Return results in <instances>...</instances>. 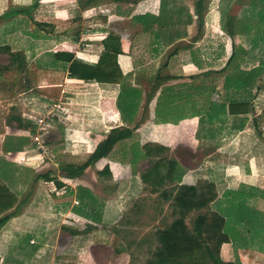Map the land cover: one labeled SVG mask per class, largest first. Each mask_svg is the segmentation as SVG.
I'll return each mask as SVG.
<instances>
[{"label":"rangeland","instance_id":"obj_1","mask_svg":"<svg viewBox=\"0 0 264 264\" xmlns=\"http://www.w3.org/2000/svg\"><path fill=\"white\" fill-rule=\"evenodd\" d=\"M213 1L215 0L205 2L204 16H208L210 22L209 25L206 23V29L216 35L214 43L217 41L225 50L228 49L222 52V59L218 64L226 62L232 52L235 56L224 71H214L213 86L208 93L216 97L217 93H226L227 89L230 92L233 90L236 74L254 69L261 72L260 81L264 85V0H217L219 4L215 9ZM35 2H38V5L32 11L34 20L28 15H18L0 22V169L4 161L8 163H4L10 170V178L7 180L18 193V205L23 202L21 218L10 220L0 230L1 264H146L157 246L156 230L170 224L174 219L169 202H157L158 195L153 194L135 173L147 169L150 162L144 157L138 160L134 157L132 161L125 162L126 164L112 167L103 160L88 168L77 180L62 177L59 170V160L83 161L102 139L91 131L92 128L88 132H84L82 127L73 128L70 121L78 120L81 113L72 117L71 108L87 105L82 103L84 97L77 98L79 94L73 95L75 98L72 95L70 98H63L62 89L65 90L66 83L62 82L64 87L59 83L66 64L54 56L57 50L70 48L75 56L94 62L93 55L97 53L98 48L94 47L95 36L92 33L100 27L96 24V13L92 10L88 13L89 16L79 15V0H65L66 4L61 0H5L0 8V15L12 8L28 7ZM185 2L188 3V9L187 12L182 11V22L190 34L191 25L195 26L192 19L196 14L191 13L190 22L185 15L189 10L191 12L194 0ZM225 2H228L226 6ZM134 7L132 6L131 11ZM164 9L165 5L161 8V15L165 13ZM79 16L81 20L77 21ZM231 16H234V21ZM136 18L134 16L135 21ZM36 20L53 23L55 27L52 29L47 26V29L43 30L35 23ZM229 24V28L236 32V45L232 44L233 46L225 29ZM78 29L83 31V36L82 40L75 41L74 31ZM157 34L161 37V32ZM5 46H10L13 52H23L27 62L24 69L17 67L11 52ZM74 84L76 87L79 83ZM253 84L251 98L255 96V111L260 115L264 112V88L259 90L257 82ZM172 95L178 99L179 90L174 91ZM219 99L225 103V98ZM179 109L175 103L171 111L178 112ZM13 116H20L25 123L30 121L36 125L35 131L32 133L31 128L20 126ZM84 117L86 118L82 114V118ZM89 123L93 126V121ZM109 128L111 129L106 127L107 132ZM38 129L40 141L46 147L50 159L42 156L34 161L19 163L16 161V154L20 152L4 151L3 147L7 141L12 146H17L21 141L17 138L22 137L28 138L23 140V150L26 154H35L41 150L34 139ZM120 144L113 150L114 153L116 148L118 149L116 155L123 156L130 151L138 154L136 147ZM172 152L173 150L167 149L164 155L177 158L184 170L188 171L190 167H196L200 163L195 161L200 152H195L194 148L181 146ZM118 166L122 167L117 168ZM107 167L111 168L112 177L99 176L100 168ZM50 170H57V175L64 184L74 189L73 195L65 187L58 188L47 178L37 180L39 173ZM85 184L92 190L97 202L94 205L95 213L84 218L75 208L82 205V199L76 189ZM180 184H184L183 181ZM171 187L172 185L168 184L165 189ZM124 189L134 193L130 196L119 195V191ZM68 202L70 203L66 204ZM243 205L248 209L252 208L247 203ZM240 209L241 207L238 212ZM13 210L15 207L9 211ZM205 210L207 209L201 211ZM201 211L194 210L186 216V222L191 228ZM245 219L249 220L250 217ZM258 239L254 248L263 254L257 255V261L264 264V243L261 241L264 235ZM235 261L241 262L240 257H236Z\"/></svg>","mask_w":264,"mask_h":264},{"label":"crops","instance_id":"obj_2","mask_svg":"<svg viewBox=\"0 0 264 264\" xmlns=\"http://www.w3.org/2000/svg\"><path fill=\"white\" fill-rule=\"evenodd\" d=\"M61 1L63 4L67 3L65 0ZM130 1L95 0V6L92 8L83 10L79 6V15L89 16L88 13L92 10L96 13V24L100 27L94 29L92 33L95 36L94 47L98 48L97 53L93 55L94 62L104 50L115 52L126 75L124 80L126 88L140 91L137 104L132 109V114L126 113L123 116L117 107V98L121 92L120 84L69 78L68 72L64 71L59 83L61 87L62 82L66 83L65 90L62 89L63 98L79 94L77 98L84 97L82 103L87 105L71 108V116L75 114L78 116L79 113L81 115L78 116V120L72 119L70 122L73 128L82 127L84 132L92 128L91 131L97 137L107 133V126L135 127L138 123L133 136L121 142L138 149V154H135L137 160L144 157L150 162L142 150L147 143L158 144L173 152L181 146L191 147L195 152H200V156L195 158V161L200 162L199 165L190 167L188 171L185 169L182 181L185 185L191 186L206 182L216 184L219 196L211 204V208L225 217L226 230L230 238L229 242L221 247V257L225 261L232 262L236 257H240L242 264H260L257 255H262L263 252L254 246L261 236H257V222H255L257 212L264 213V126L260 135L253 124V113L233 115L229 112L230 100L240 101L247 98L244 92H235L234 89L229 92L227 89V95L222 91V95L217 93L216 97L208 93L213 86L214 71L224 68L230 58L229 56L226 62L218 64L222 59V52L228 49L225 50L222 45L217 44V41L214 43L216 35L206 29V23L210 24L208 16H204V26L199 28V14L196 10L198 0H194L191 12L189 10L185 15L190 22L191 13L196 14L192 19L195 26L191 25L190 34L185 23L182 22L184 20L182 11L187 12L188 9L185 0H132L133 3ZM4 2L5 0H0V8ZM227 3H224L225 6ZM213 4L214 9L218 8L217 0L213 1ZM164 5L165 13L161 15L160 11ZM132 6L135 7L131 11ZM134 16L137 17L136 21ZM158 32H161V37ZM111 33L120 36V40L115 41L109 36ZM82 34L83 31L80 40ZM230 39L232 40L231 37ZM183 41L186 43L184 44ZM62 51L72 50L62 48ZM74 83H79L76 86L78 89ZM154 84L158 86L155 91ZM173 88L175 90H172ZM177 90H179L178 99L172 95ZM151 92H153L152 96H150ZM220 97L225 98V103H222ZM254 97L248 98L256 107ZM175 103L180 107L178 112L171 111ZM82 114L86 118H82ZM92 121L93 126H90L89 122ZM73 128L70 129L74 130ZM117 150L116 148L110 157L103 158L99 162L104 160L113 167L126 164L125 162L134 158V153L131 151L119 156L115 153ZM169 159H176L179 168H183L177 158ZM145 170L134 172L141 179V173ZM144 184L153 192L151 185ZM119 192L121 196H130L134 193L127 189ZM159 192L153 194L158 195ZM244 203L251 205L252 208L248 209L243 205ZM239 207L241 209L238 212ZM254 216L256 218H253ZM245 217L250 219L247 220ZM18 218H21L20 215L12 219ZM261 241L263 244L264 239Z\"/></svg>","mask_w":264,"mask_h":264},{"label":"trees","instance_id":"obj_3","mask_svg":"<svg viewBox=\"0 0 264 264\" xmlns=\"http://www.w3.org/2000/svg\"><path fill=\"white\" fill-rule=\"evenodd\" d=\"M204 2L205 0L197 1V12L199 28L204 26ZM80 7L83 10L94 7L95 0H79ZM38 5L35 2L31 6H21L12 8L0 16V22L7 20L18 15H28L33 20L32 11ZM30 9V11H29ZM264 15V10L262 11ZM148 18V17H147ZM80 21V16L77 18ZM143 18H141L142 20ZM155 19V18H154ZM234 21V16H231ZM156 20V19H155ZM230 20V24L232 23ZM35 23L43 30L47 26L53 29L55 25L50 22L38 21ZM226 26V33L232 38L233 45H236V32L230 27ZM80 30L74 31V40L80 37ZM115 41L120 40V36L111 33L109 35ZM11 52L12 59L17 63L19 69H24L27 65L26 57L21 51H11L10 46H5ZM173 53V52H172ZM54 56L57 60L64 62V71L68 72L69 78L82 79L85 81H96L98 83H111L120 84L121 92L117 98V107L121 114L124 116L126 113L132 114L134 107L137 104V98L140 91L137 89H128L124 85L125 74L118 62V55L115 52L108 50L102 51L99 59L96 62H88L74 55L72 51H56ZM234 53L230 56L224 68V71L230 62L234 59ZM7 68V67H6ZM254 69V68H253ZM261 72L258 69L251 71L239 72L233 80L234 91L244 92L247 91L246 97L243 100L236 101L230 100L229 112L233 115L236 114H254L253 124L257 132L262 135V127L264 126V112L260 115L255 111V106L250 98L251 91L254 86L253 83L257 82L258 89L264 88L260 81ZM253 85V86H252ZM229 84L227 83L226 88ZM154 91L158 87L157 84L153 85ZM257 87V86H256ZM232 90V89H231ZM153 92H151V95ZM225 109V104L223 105ZM22 127L31 128L30 131H35L36 125L30 121L25 123L20 116H13ZM24 122V123H23ZM135 127L130 126H116L111 128L106 134L102 135V139L97 143L96 148L88 154L83 161L73 160H59L60 175L68 180H77L85 171L95 166L101 159L110 157L115 146L129 138H131L136 130ZM21 140L17 146H12L10 142H6L3 149L5 152H20L23 150V140L28 138H17ZM14 140V139H13ZM145 156L150 160V166L141 173V179L144 183L152 186L153 192H159L157 201L169 202L174 216L173 221L164 227L156 230L155 239L157 246L151 252L146 264H241L240 261H225L221 257V247L224 243L229 242V234L226 230L225 217L218 211L211 208V204L218 199V192L214 182H206L200 185H185L180 184L184 174V168H179L176 159H169L164 153L166 148L158 144L147 143L144 144L143 149ZM134 155V156H133ZM131 156L135 157L133 154ZM3 163V162H2ZM8 165L7 162L4 161ZM0 169V230L12 218L20 215L21 201L18 205V193L9 184L7 178H10V170L4 166ZM57 170L39 173L38 179L47 178L53 181L58 188L65 187L71 195L74 194V189L64 184L58 177ZM99 176L112 177V172L109 167L99 170ZM177 182V184H175ZM171 184L170 189H165V186ZM174 185V186H173ZM164 188L160 190V188ZM78 190V191H77ZM79 198L82 199V205L75 210L79 212L84 218L91 216L96 211L94 205L97 198L91 189L86 186H80L76 189ZM70 202L66 203L69 204ZM15 207V210L9 211ZM206 208L207 210L201 211ZM201 211L195 218L193 228L186 222V216L190 213ZM257 236L264 235V213L257 212ZM89 227H92L89 225ZM2 257L0 255V264Z\"/></svg>","mask_w":264,"mask_h":264},{"label":"built area","instance_id":"obj_4","mask_svg":"<svg viewBox=\"0 0 264 264\" xmlns=\"http://www.w3.org/2000/svg\"><path fill=\"white\" fill-rule=\"evenodd\" d=\"M49 117V116H47ZM35 141L38 142V144L40 145L41 150H39L38 152H36L35 154H31L29 152L28 155L26 154L25 151H20V154H16L17 156V162L19 163H23V162H29V161H34L36 159H38L39 157L42 156H46L48 159H50L51 157L48 155L47 149L44 145H42L41 141H40V129L37 130V132H35V136H34Z\"/></svg>","mask_w":264,"mask_h":264}]
</instances>
